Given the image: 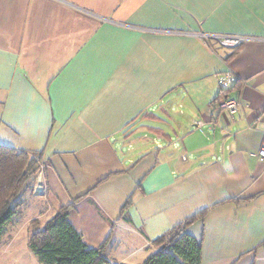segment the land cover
Wrapping results in <instances>:
<instances>
[{"label": "crops", "instance_id": "obj_1", "mask_svg": "<svg viewBox=\"0 0 264 264\" xmlns=\"http://www.w3.org/2000/svg\"><path fill=\"white\" fill-rule=\"evenodd\" d=\"M263 137L264 0H0V145L40 154L48 199L6 234L72 206L89 248L143 264L198 216L203 264H264Z\"/></svg>", "mask_w": 264, "mask_h": 264}, {"label": "trees", "instance_id": "obj_2", "mask_svg": "<svg viewBox=\"0 0 264 264\" xmlns=\"http://www.w3.org/2000/svg\"><path fill=\"white\" fill-rule=\"evenodd\" d=\"M240 46L235 50L238 51ZM231 89L221 91L228 93ZM39 157V159H36ZM41 162L40 154L17 151L0 145V242L7 228L22 213L19 196ZM72 206L63 207L42 227L32 223L33 232L28 246L42 264H110L105 247L89 248L82 235L69 220ZM187 220L158 238L154 245L158 251L143 264H203L201 242L187 232L196 218ZM124 264V263H122Z\"/></svg>", "mask_w": 264, "mask_h": 264}, {"label": "rangeland", "instance_id": "obj_3", "mask_svg": "<svg viewBox=\"0 0 264 264\" xmlns=\"http://www.w3.org/2000/svg\"><path fill=\"white\" fill-rule=\"evenodd\" d=\"M39 159V157H36ZM38 165L35 167L34 174L31 176L29 182L23 189L19 196V201L23 206L29 201H41L44 206L48 205V199L43 197L44 188L41 186V174L43 173V167L40 160L37 161ZM40 205V204H39ZM37 207L36 209H38ZM18 219V218H16ZM15 219V220H16ZM17 221H24L18 219ZM38 226L42 227L44 224L38 222ZM13 224V228L15 229ZM31 228V229H30ZM18 231V233H17ZM33 232V226L31 227H20L14 231H9L0 242V264H42L39 259L34 255L28 246L29 239ZM129 264H141L139 261H130Z\"/></svg>", "mask_w": 264, "mask_h": 264}, {"label": "built area", "instance_id": "obj_4", "mask_svg": "<svg viewBox=\"0 0 264 264\" xmlns=\"http://www.w3.org/2000/svg\"><path fill=\"white\" fill-rule=\"evenodd\" d=\"M204 41L211 46V42H216L219 46L227 49H236L242 44L253 40L246 36H232V35H202ZM219 86L221 91L229 90L237 83V77L231 73H225L219 76ZM218 105L222 110L229 112L234 115L241 108L240 100L230 99L228 97H223L218 101ZM260 160L264 161V137L262 141L261 148L258 153Z\"/></svg>", "mask_w": 264, "mask_h": 264}]
</instances>
